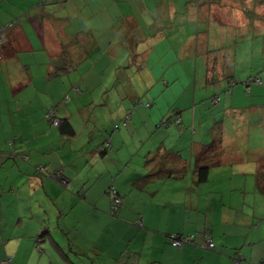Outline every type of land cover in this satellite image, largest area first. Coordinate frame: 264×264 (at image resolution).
<instances>
[{
  "label": "crops",
  "instance_id": "crops-1",
  "mask_svg": "<svg viewBox=\"0 0 264 264\" xmlns=\"http://www.w3.org/2000/svg\"><path fill=\"white\" fill-rule=\"evenodd\" d=\"M131 1L141 16L168 14L165 20L151 23L162 24L163 29V23H170L169 30L178 21V9H184L178 8L176 0H0V33L4 31L0 45V264H67L49 238L74 264H254L264 258V197L256 190L257 163L249 166L254 169L244 171L253 177V182L243 178L241 169H221V176H225L219 182L227 184V188L215 187L211 174L206 182L196 183L194 190H189L182 178L158 180L153 176L148 178L144 190L132 184L152 170L144 162L158 146L179 151L180 163L191 169L192 162L188 160L200 157V153H207L215 145L211 134L216 123H221L222 143L226 139L230 142L229 135L235 133L230 128L236 123L217 114L202 118L205 109L193 99L189 117L179 116L186 128L192 118L189 142L185 141L182 148L190 153V158L186 160L183 152L173 147L178 136L172 142L152 138L150 143H159L158 146L141 147L143 169H132L129 159H125L129 151L125 147L124 124L122 128L119 122L96 119L92 114L76 117L83 111V94L76 90L87 88L78 81L83 79V72L69 89L62 81L59 86L63 77H69L72 83L75 77L71 72L77 69L76 61L80 62L72 54V47L81 44L76 36L82 30L76 27L85 24L87 29L97 30L100 21L102 25L109 23L110 28L139 26L142 19L135 18L133 12L125 15L132 8L131 4L127 7ZM202 1L208 8L207 0ZM234 1L230 0L233 5ZM223 4L224 0L218 3ZM115 5L113 16L108 17ZM115 15L118 19H114ZM193 35L185 39L184 45H195ZM170 36L171 33H163L161 39ZM64 38L66 44L62 42ZM97 45V39L93 40L96 57L92 61L94 70L88 73L103 83L105 72L100 68L102 55ZM258 79L247 87L250 103L241 107L250 112L249 128L259 133V137L254 135L246 141L248 145L257 142L252 155L257 159L264 158V72ZM100 90L107 91V86L103 83L97 89L99 95ZM117 92L122 102L116 107H122L123 117L125 91ZM66 94L70 98L63 101ZM235 95L244 98L246 94L243 89H232L230 101ZM230 101H224L218 111L236 115L240 110ZM54 107L57 115L68 117L73 133L61 132L48 123L45 114ZM115 125H119L118 130ZM202 129L204 136L199 135ZM160 132L158 137L163 136ZM105 141H109V147L100 149ZM219 149L226 151L222 145ZM236 151L229 153L228 158H240ZM38 166L44 168V173L36 170ZM57 170L69 178L67 187L47 175ZM228 174L231 176L227 180ZM229 179L232 182L227 183ZM157 182L161 187L152 186ZM110 186L122 197L117 217L109 213ZM169 233H194L195 244L175 248L168 241ZM208 239L217 246L215 251L199 246Z\"/></svg>",
  "mask_w": 264,
  "mask_h": 264
},
{
  "label": "rangeland",
  "instance_id": "rangeland-1",
  "mask_svg": "<svg viewBox=\"0 0 264 264\" xmlns=\"http://www.w3.org/2000/svg\"><path fill=\"white\" fill-rule=\"evenodd\" d=\"M161 1L165 2V0ZM176 1L178 8L183 6L184 9L183 11L178 9L175 16L178 21L174 23L172 30H169L172 27L170 23L169 25L163 23L164 29L161 28L162 24L151 23L152 20H165L168 14L161 12L155 15L145 14L141 16L138 11H134L135 6L132 1L127 5L129 7L131 4L132 8L127 10L125 15L128 16L133 12L135 18L142 19L139 21V26L127 24L126 27L120 25L119 28L121 29L110 28L109 23L102 25L100 21L97 30H89L85 24H79L76 29H81L82 32L79 36L80 39L76 36V40H80L81 44L72 47L74 59L80 60V62L76 61L77 69L71 72L75 78L71 79L72 83L69 82V77L60 78L59 86L62 85V81L65 89H69V86L79 79L78 74L83 72V79L78 81L81 80L87 85V88L82 87L84 94L82 99L85 107L76 117L81 119V116L92 114L96 119L100 118L103 121L112 119L114 123L119 122L122 128L123 109L120 106L116 107L117 103L122 102V97L121 94H117V91L121 89L125 91V98H123L125 103L124 114L126 115L128 112L130 114L125 123V147L129 151L128 156L125 155V159H129V165L132 169H143V161L141 160L143 153L140 151L142 148L154 149L158 146L159 143H150L152 138L158 139L157 141L172 142V140H176L174 136H178L179 140L173 147L181 150L186 160L190 158V153L182 148H185V141L189 142L187 137L192 130L190 127L192 118L190 116V123L186 128L183 123H176L175 117L176 112L179 111L180 114L177 116L183 114L189 117L188 114L192 112L193 108L192 100L195 99L198 107L203 106L205 109L202 118L205 115L210 119L214 114H217V117L226 116L229 122L236 123L237 126L230 128L231 132L235 131L233 134L229 133L230 142L227 139L224 143L217 142V139L216 146L208 150L207 153L204 151L205 153H202L200 157L198 155L193 160H188L192 162V167L191 169H178L177 172L184 171L186 173V175L180 174L179 178L184 180L189 190H194L197 187L195 184L198 179L196 173H191L194 170V165L208 164L211 169V183L215 184V187L219 188L220 186L217 185H222V187L227 188V184L223 185L219 182L225 176L224 174L221 176V169H241L243 178L247 177L249 181L253 182L256 173L253 179L250 174H246L244 171L245 169H254L249 166L256 163L257 158L252 155L256 152L255 145L257 142L251 141L248 145L246 141L252 139L254 135L259 137V133L249 128L251 123L250 112L247 110L244 112L241 107L250 103L246 82L255 85L254 78H258L264 72L262 71V61L264 60V0H254L253 3H249L248 0H236L235 3L233 2L234 5L230 0H224V4L220 6L218 5L219 0H207L208 8L202 15H192L189 10L193 5L199 4L198 1L200 0ZM201 7L206 8L205 2L202 3ZM116 8L115 5L108 17L113 16L112 12ZM256 8L258 15L257 12L255 13ZM147 18H149L147 22L144 21ZM114 19H118V17L115 15ZM118 21L121 22V19ZM196 26H199V31ZM197 31L199 32L197 36L199 41H195V43L199 44L184 45L185 39L190 34H194V38H196ZM163 33H171L170 38L162 40ZM90 39H92V44ZM96 39L98 50H101L102 55L100 68L105 72L102 75V80L107 86V91L100 90L101 95L97 93V89L103 83L99 82L95 75L88 73L90 70H94L92 61L96 57V51L93 48V40ZM65 40L66 38L62 40L64 44H66ZM213 61L225 65V72L234 77L235 84L229 86L226 79L215 86L204 84L207 67ZM231 65L233 66L231 67ZM235 88L243 89V93L246 95L244 98L235 95L234 99L230 101L229 95H231V90ZM213 94H217L220 98L217 104L211 103ZM102 97L106 100L104 101ZM224 101L234 103V106L238 107L240 111H236V115L230 116V111L219 112L218 110L223 108ZM147 104H151V106L147 108ZM200 114L201 111L198 110V115ZM171 116V124L167 127L165 121ZM197 124L198 121L195 123L196 127H198ZM226 124L227 121L224 125ZM160 128L163 136H166L165 138L163 136L158 137ZM203 131L202 129L199 135L204 136ZM169 135L171 137H168ZM145 142L146 145L144 146ZM220 145L226 151H220ZM235 151L241 157L229 159V153ZM258 164L257 159V166ZM145 167L147 166L145 165ZM230 176V174L227 175V180ZM159 182L152 186L161 187ZM230 182L232 181L229 179L227 183ZM129 201L132 203L131 198ZM127 204L129 205V202Z\"/></svg>",
  "mask_w": 264,
  "mask_h": 264
},
{
  "label": "trees",
  "instance_id": "trees-1",
  "mask_svg": "<svg viewBox=\"0 0 264 264\" xmlns=\"http://www.w3.org/2000/svg\"><path fill=\"white\" fill-rule=\"evenodd\" d=\"M220 1V0H219ZM200 2L199 4H195L192 6V8H190L192 10L193 13H190L192 15H202L203 13H205L206 9L207 8H201V5L203 3L202 0L198 1ZM177 14H175L176 16ZM200 19V18H199ZM199 31V29H198ZM197 31V35H196V38L193 39V41H199V37L197 38L198 36V32ZM192 35V34H190ZM195 36V35H193ZM255 36H258V35H255ZM2 44V43H1ZM0 44V45H1ZM199 43H195V45H198ZM215 58V57H214ZM213 58V59H214ZM233 62V61H232ZM234 63V62H233ZM233 65H231L232 67ZM223 79H226V81L228 82L229 86H232V84H235V81H234V77L225 72V65H220L217 61H213L211 65H208L207 67V71H206V74L204 76V84L207 85V86H215L217 84H219ZM254 81H259L258 78H254ZM246 86L248 87L249 86V82H246ZM78 92V94H83V89H79L77 88L76 90ZM84 96V94H83ZM82 96V97H83ZM70 97H69V94H66L63 96V101H66L68 100ZM218 98V101L217 102H214L213 99H217ZM220 98L218 97V95H214L212 98H211V103L212 104H217L220 100ZM151 106V104H147L146 107L149 108ZM81 108L84 109L85 107V104H82L80 105ZM175 113V112H174ZM180 114V111L179 112H176V123L180 124L181 122V118H179V115ZM130 114L129 112L124 115V118H123V124L125 125L127 119L129 118ZM174 116V115H173ZM45 118L46 120L48 121L49 124H51L52 126L54 127H58L61 132H65V133H73V128L69 122V119L68 117H60L59 115H57V111H56V108H50L47 113L45 114ZM56 118V120H58V125H53L51 122H52V119ZM177 119H179V121H177ZM172 121V116L167 118L165 123L167 125L171 124L170 122ZM163 124V123H162ZM217 125L214 126V129L212 131L213 134H211L212 136V139H213V143L214 144L216 142V140L218 139L217 142L220 141V137H221V130H220V127H221V123L220 122H217L216 123ZM115 130H118L119 128V125H115L114 126ZM108 142V143H107ZM106 143V144H105ZM216 144V143H215ZM161 146V145H160ZM158 146V148L155 149V151H153L149 157L146 159L145 161V165L148 167L149 166V169H152L151 171H149V173H147L146 175L142 176L141 178H139L138 180L134 181L132 184L134 187H136V189L138 190H144V185H146V182L148 180V178L150 177H153V176H156L157 178H159L158 180H163V179H166V178H179L180 174L182 175H185L186 173L184 171H180L177 172L178 169H188V165L186 163H180V161L182 160L181 159V154L179 151H173L172 149H169V148H166L164 146L160 147ZM212 146V145H211ZM216 146V145H213V147ZM109 147V141H105L101 148L100 149H104V148H107ZM205 153V152H203ZM202 154V153H200ZM257 163V162H256ZM258 167L256 169V175H255V179H256V190H257V193L260 194L261 196L264 197V158H259L258 159ZM181 165V166H180ZM197 167H195V171L194 173L197 174L198 176V179L196 181V183L199 185L201 183H204L208 180L209 178V170H210V165H205V166H201L199 164H195ZM175 169V170H173ZM174 174V175H173ZM111 188H113L115 190V193H116V196H118V198L120 199L119 201V208L115 211V213L113 212V209H112V203H111V199H110V196H109V191L111 190ZM107 195L109 197V202H110V215L113 216V217H117L119 215V211L122 207V197L120 196V194L118 193V191L113 187V186H110L109 189L107 190ZM49 234V232H48ZM48 237V235H46ZM168 237V241L169 243L175 247V248H182L183 246L185 245H190V244H195V234L194 233H188V234H181V233H169L167 235ZM51 240V244L53 245V247L58 251V254L60 258H63L67 264H74L69 258L68 256L65 255V253H62L61 250H60V247L56 244V242L49 238ZM183 239H188L186 242L182 243L181 246H175L173 245L172 241L173 240H183ZM209 243H212V247H209L208 244ZM202 249L204 250H208V251H215L216 249V245L214 244V242L211 240V239H208L207 241L205 240L203 244H200L199 245ZM236 261L238 260H241L240 257H233V259ZM238 264V263H237ZM254 264H264V258L261 259L259 262L257 263H254Z\"/></svg>",
  "mask_w": 264,
  "mask_h": 264
},
{
  "label": "built area",
  "instance_id": "built-area-1",
  "mask_svg": "<svg viewBox=\"0 0 264 264\" xmlns=\"http://www.w3.org/2000/svg\"><path fill=\"white\" fill-rule=\"evenodd\" d=\"M3 33L4 31H1L0 33V44L3 40ZM214 102H217L218 101V98L217 99H213ZM177 121H179V119H177ZM53 125H58V120H56V118L52 119V122H51ZM43 167H36V170L38 172H43ZM47 175L52 179L54 180L56 183H58L61 187H67V185L69 184V178L63 173V171L61 170H57V171H54V172H50V173H47ZM109 196H110V199H111V203H112V209H113V212L115 213V211L119 208V198L118 196H116V193H115V190L113 188H111V190L109 191ZM188 239H183V240H173L172 243L173 245L175 246H181L182 243L186 242ZM209 247H212V243H209L208 244Z\"/></svg>",
  "mask_w": 264,
  "mask_h": 264
}]
</instances>
